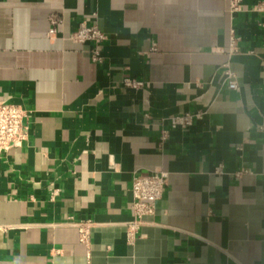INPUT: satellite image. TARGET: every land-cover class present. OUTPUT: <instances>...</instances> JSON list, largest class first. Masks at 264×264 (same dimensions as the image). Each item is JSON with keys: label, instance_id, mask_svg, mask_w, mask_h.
I'll return each mask as SVG.
<instances>
[{"label": "crops", "instance_id": "crops-1", "mask_svg": "<svg viewBox=\"0 0 264 264\" xmlns=\"http://www.w3.org/2000/svg\"><path fill=\"white\" fill-rule=\"evenodd\" d=\"M263 1L0 0V102L28 113L0 158V264H264ZM82 22L107 37L101 63L71 40ZM158 171L129 240L134 175ZM71 221H92L88 245Z\"/></svg>", "mask_w": 264, "mask_h": 264}, {"label": "built area", "instance_id": "built-area-1", "mask_svg": "<svg viewBox=\"0 0 264 264\" xmlns=\"http://www.w3.org/2000/svg\"><path fill=\"white\" fill-rule=\"evenodd\" d=\"M242 0H230V12L235 14L243 12ZM264 18V1L254 5L251 9ZM51 29L49 35L55 34V25L59 23L57 17L53 16L50 19ZM106 35L96 25H90L87 22L80 23L78 29L71 35V40L75 43H93L95 48L92 50V60L95 63H101L103 57L100 54L98 46L106 40ZM238 39L234 32L230 38L228 54L234 56L239 52ZM225 80L229 82L231 87H236V78L228 65L225 66ZM126 87L137 88L141 83L131 79L124 81ZM205 111L196 113H183L181 115L170 118V124L173 129L190 128L194 121L204 117ZM28 117L27 111L20 105L11 102H0V158L6 157L11 150L22 148L28 138V127L25 124V119ZM166 138V132L162 133L161 140ZM169 174L165 171L154 173H137L134 175L132 184V213L133 221L127 229L129 240L134 239L138 228L144 223L146 217L153 216L156 211V203L161 200L164 191L168 185ZM57 193H53V196ZM77 226L79 231L80 242L88 245L90 241V230L93 226L92 221L85 222H70Z\"/></svg>", "mask_w": 264, "mask_h": 264}]
</instances>
